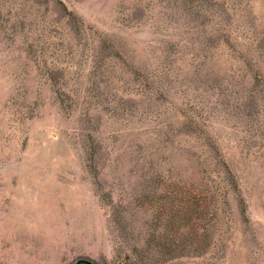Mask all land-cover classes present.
<instances>
[{
  "label": "rangeland",
  "instance_id": "1",
  "mask_svg": "<svg viewBox=\"0 0 264 264\" xmlns=\"http://www.w3.org/2000/svg\"><path fill=\"white\" fill-rule=\"evenodd\" d=\"M0 264H264V0H0Z\"/></svg>",
  "mask_w": 264,
  "mask_h": 264
}]
</instances>
